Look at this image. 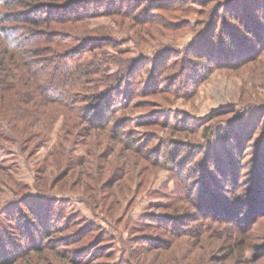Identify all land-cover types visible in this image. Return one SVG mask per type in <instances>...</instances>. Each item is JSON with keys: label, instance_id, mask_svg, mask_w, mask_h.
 <instances>
[{"label": "rangeland", "instance_id": "rangeland-1", "mask_svg": "<svg viewBox=\"0 0 264 264\" xmlns=\"http://www.w3.org/2000/svg\"><path fill=\"white\" fill-rule=\"evenodd\" d=\"M164 1L153 25L57 24L107 38L109 74L132 62L111 102L124 136L3 94L0 255L46 233L11 264H264V0Z\"/></svg>", "mask_w": 264, "mask_h": 264}, {"label": "trees", "instance_id": "trees-1", "mask_svg": "<svg viewBox=\"0 0 264 264\" xmlns=\"http://www.w3.org/2000/svg\"><path fill=\"white\" fill-rule=\"evenodd\" d=\"M61 1L0 0V128H3L4 121H11L10 116H6L9 111L6 112L2 107L3 94L6 93L18 98H12L13 100L9 101L10 106L20 103L35 108L55 106L66 111L68 118L71 115L76 116L86 126L105 131L114 129L120 134L114 121L111 102L114 93L119 92L131 77L132 62L120 65L119 75L109 74L104 67L105 61L98 57L102 50L109 46L107 38L93 36L84 39L81 35L76 37L75 34L61 32L57 29V24L85 23L91 18L107 14L122 15L139 21L141 26H148L154 24L155 16H151V10H161L165 7L169 10L172 5L164 0L153 2L151 5H145V0H131L136 5L130 10L129 0ZM93 2L101 3L100 6L105 5L106 12L98 13L96 8L91 6ZM174 2L186 3L185 0ZM142 14L143 16H140ZM238 17L239 14L233 19ZM79 30H82L81 27ZM217 30L215 25L213 38ZM221 34L224 35L223 32ZM88 53L93 59L85 57ZM76 57L79 59L74 61ZM69 60L74 62L73 69L68 66ZM228 133L229 131L226 135ZM19 212L23 211L19 210L18 214ZM50 221L54 222V226L60 225L57 217H52ZM35 228L36 225L30 224L29 229L32 232ZM37 234L34 233V237ZM38 235L37 244L34 243L35 245L12 258L9 259L11 253L0 255V264H11L31 256L35 249L39 252L46 233L40 231Z\"/></svg>", "mask_w": 264, "mask_h": 264}]
</instances>
